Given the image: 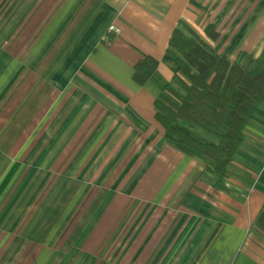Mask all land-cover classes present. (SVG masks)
Listing matches in <instances>:
<instances>
[{
  "label": "crops",
  "instance_id": "0c3cea01",
  "mask_svg": "<svg viewBox=\"0 0 264 264\" xmlns=\"http://www.w3.org/2000/svg\"><path fill=\"white\" fill-rule=\"evenodd\" d=\"M180 25L243 70L264 50V0H0V264H264V102L224 176L154 119Z\"/></svg>",
  "mask_w": 264,
  "mask_h": 264
},
{
  "label": "trees",
  "instance_id": "16d2710c",
  "mask_svg": "<svg viewBox=\"0 0 264 264\" xmlns=\"http://www.w3.org/2000/svg\"><path fill=\"white\" fill-rule=\"evenodd\" d=\"M206 35L216 40L207 31ZM167 56L178 66L171 88L154 104L155 121L166 140L188 158L211 164L214 173L224 176L243 141V131L256 107L264 102V50L243 70L217 56L185 25L176 28L168 43ZM157 63L144 59L134 68L138 86L147 83ZM200 131L216 140L215 146L201 144L189 132ZM75 256H57L54 264H69Z\"/></svg>",
  "mask_w": 264,
  "mask_h": 264
},
{
  "label": "built area",
  "instance_id": "2783aa9c",
  "mask_svg": "<svg viewBox=\"0 0 264 264\" xmlns=\"http://www.w3.org/2000/svg\"><path fill=\"white\" fill-rule=\"evenodd\" d=\"M111 34H113V35H117L118 34V32L116 31V29L114 28V27H109L108 28V30H107V35H106V37H104L103 39H102V41H104V42H106V43H108L109 42V35H111Z\"/></svg>",
  "mask_w": 264,
  "mask_h": 264
},
{
  "label": "rangeland",
  "instance_id": "374dc122",
  "mask_svg": "<svg viewBox=\"0 0 264 264\" xmlns=\"http://www.w3.org/2000/svg\"><path fill=\"white\" fill-rule=\"evenodd\" d=\"M196 131H197V130H196ZM198 133H201V132L198 131ZM208 139H210L211 141H214V142H215V139H213L212 137H210V138L208 137ZM67 257H68V256H67ZM52 264H54V263H52Z\"/></svg>",
  "mask_w": 264,
  "mask_h": 264
}]
</instances>
